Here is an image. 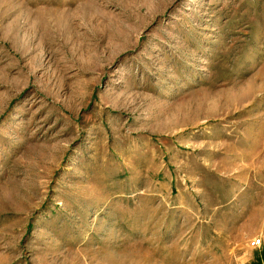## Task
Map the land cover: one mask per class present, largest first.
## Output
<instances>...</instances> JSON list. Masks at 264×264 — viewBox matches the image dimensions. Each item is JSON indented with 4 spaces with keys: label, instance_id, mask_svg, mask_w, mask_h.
<instances>
[{
    "label": "rangeland",
    "instance_id": "374dc122",
    "mask_svg": "<svg viewBox=\"0 0 264 264\" xmlns=\"http://www.w3.org/2000/svg\"><path fill=\"white\" fill-rule=\"evenodd\" d=\"M0 264H264V0H0Z\"/></svg>",
    "mask_w": 264,
    "mask_h": 264
},
{
    "label": "built area",
    "instance_id": "2783aa9c",
    "mask_svg": "<svg viewBox=\"0 0 264 264\" xmlns=\"http://www.w3.org/2000/svg\"><path fill=\"white\" fill-rule=\"evenodd\" d=\"M252 244H253L254 246H257V247L261 246V244H262V240H261V238H255V239L252 241Z\"/></svg>",
    "mask_w": 264,
    "mask_h": 264
}]
</instances>
